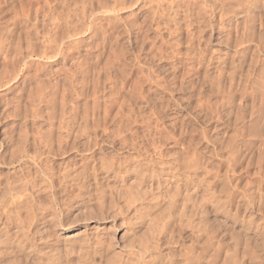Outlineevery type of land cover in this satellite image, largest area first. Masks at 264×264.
<instances>
[{
  "label": "rangeland",
  "instance_id": "obj_1",
  "mask_svg": "<svg viewBox=\"0 0 264 264\" xmlns=\"http://www.w3.org/2000/svg\"><path fill=\"white\" fill-rule=\"evenodd\" d=\"M0 264H264V0H0Z\"/></svg>",
  "mask_w": 264,
  "mask_h": 264
},
{
  "label": "bare ground",
  "instance_id": "obj_2",
  "mask_svg": "<svg viewBox=\"0 0 264 264\" xmlns=\"http://www.w3.org/2000/svg\"><path fill=\"white\" fill-rule=\"evenodd\" d=\"M136 171V170H135ZM49 176H51V175H49ZM48 176V177H49ZM54 175H52V177H53ZM71 175H62V179L64 180L65 178L66 179H68L69 177H70ZM76 176V175H75ZM52 177H50V179H52L53 181H54V179L52 178ZM42 179V178H41ZM49 179V180H50ZM61 179V180H62ZM75 179V178H74ZM87 179H89V178H87ZM2 180V179H1ZM47 180V179H46ZM57 180V179H56ZM60 180V181H61ZM33 181V180H32ZM35 181V180H34ZM38 182V181H37ZM59 181H57V183H58ZM61 183V182H60ZM68 183V182H67ZM72 183V182H71ZM13 186V185H12ZM89 190V189H88ZM23 192V191H22ZM73 192V191H72ZM62 193V192H61ZM68 193V192H67ZM122 194V193H121ZM19 195V194H18ZM18 195H17V197H18ZM57 197V196H56ZM59 197V196H58ZM71 197V196H70ZM19 199H20V197H18ZM22 201V200H21ZM60 201V200H59ZM59 201H57V202H59ZM62 201V200H61ZM130 201V200H129ZM26 202V201H25ZM56 202V203H57ZM110 205V204H109ZM17 206V205H16ZM3 208V207H2ZM24 208V207H23ZM63 208V207H62ZM25 209V208H24ZM23 210V209H22ZM64 210V209H63ZM6 211V210H5ZM38 211V210H37ZM4 212V211H3ZM20 212V211H19ZM21 214V213H20ZM30 215V214H29ZM41 216V215H40ZM29 217H31V216H29ZM54 217V216H53ZM7 218V217H6ZM13 218V217H12ZM57 219V218H56ZM29 221V220H28ZM31 222V221H30ZM36 222V221H35ZM22 224V223H21ZM32 224V223H31ZM25 225V224H24ZM3 226V225H2ZM30 226V225H29ZM68 229V228H67ZM2 232V231H1ZM9 232V231H8ZM13 233V232H12ZM6 234V233H5ZM18 234V233H17ZM3 235V234H2ZM7 236V235H6ZM13 236V235H12ZM14 237V236H13ZM145 250V249H144ZM198 256H200V255H198Z\"/></svg>",
  "mask_w": 264,
  "mask_h": 264
}]
</instances>
